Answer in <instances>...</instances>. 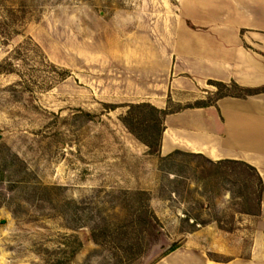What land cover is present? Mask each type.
I'll list each match as a JSON object with an SVG mask.
<instances>
[{"label": "rangeland", "instance_id": "374dc122", "mask_svg": "<svg viewBox=\"0 0 264 264\" xmlns=\"http://www.w3.org/2000/svg\"><path fill=\"white\" fill-rule=\"evenodd\" d=\"M179 1L0 0V264H155L174 245L248 255L261 208L257 170L163 156L162 113L123 92L144 50L156 56L140 67L146 73L170 67L177 14L213 43L264 34L224 24L235 14L264 23V12L238 0ZM149 34L168 40L143 42ZM191 41L185 30L179 44ZM160 51L168 58L158 60ZM217 91L185 103L169 95L157 108L198 107Z\"/></svg>", "mask_w": 264, "mask_h": 264}, {"label": "crops", "instance_id": "0c3cea01", "mask_svg": "<svg viewBox=\"0 0 264 264\" xmlns=\"http://www.w3.org/2000/svg\"><path fill=\"white\" fill-rule=\"evenodd\" d=\"M176 1L181 4L179 0ZM236 4L240 7L255 6L256 10L264 12V0H238ZM177 17L174 21L177 44L175 52L171 54L173 62H170V67L164 70L161 66L154 70L149 68L146 73L140 67L152 65L151 60L156 56L152 57L153 53L144 50L143 54L137 56L136 76L127 80L128 89L123 95L130 99L148 100L164 108L169 95H172V101L185 103L183 101L203 99V95L208 94L207 90L214 93L217 87H209L210 81L235 82L247 89H264L263 33L254 32L245 40L237 33L229 36L222 34L217 36L219 41L211 43V38L206 34L195 36L194 32L199 26L189 14L182 12ZM224 24L234 27L236 32L240 27L264 29L262 18L253 22L237 14L226 19ZM163 27H167V23ZM185 30L192 41L184 47L179 43H184ZM136 39L130 37L127 42L136 43ZM142 40L150 44L167 41L168 38L149 34ZM245 44H250L252 49ZM162 58L167 59L168 56L160 51L158 60ZM125 64L131 67L127 62ZM174 94L183 96V99L176 100ZM163 128V156L182 151L202 155L213 162L226 159L243 161L257 170L263 189L255 237L247 256L221 259L210 257L209 250L204 248L179 247L155 264H264V92L245 97H222L206 107L183 108L166 115Z\"/></svg>", "mask_w": 264, "mask_h": 264}, {"label": "trees", "instance_id": "16d2710c", "mask_svg": "<svg viewBox=\"0 0 264 264\" xmlns=\"http://www.w3.org/2000/svg\"><path fill=\"white\" fill-rule=\"evenodd\" d=\"M51 65H53L54 67L56 68H59L58 66H55V64L51 63ZM61 69V68H59ZM62 72L66 75V76H69L70 75V72L68 69H64L62 68L61 69ZM210 84L216 86L218 88V91H217V97L216 99H219V98H222V97H226V96H237V97H245L246 95H251V94H255V93H260V92H264V89H247V88H243V87H240L237 83L233 82V83H230V84H226V83H223V82H217V81H210ZM231 87H235V88H238L240 89L243 93L242 94H239V95H235V94H232V93H229V92H223L222 90L223 89H227V88H231ZM143 106V104H132L131 107H134V108H138L140 106ZM146 105V104H145ZM148 106L151 107V109L153 110H156V111H159L162 113V117L164 118L166 115L168 114H171V113H174L173 111H167V109H159L151 104H147ZM208 105H211V102L210 103H207V104H203V105H199L198 107H206ZM180 111V110H179ZM177 112V111H175ZM125 123L127 125L128 122L125 121ZM146 143L147 140H144ZM211 161V160H210ZM212 163L214 164H217V165H222V164H237V165H243L247 168H250L252 170H256L253 166L243 162V161H239V160H231V159H226V160H220L218 162H213L211 161ZM257 178H258V181H259V184H260V198H259V201H260V205H261V193H262V189H263V182H262V179L259 175V173H257ZM177 248L176 245H174L166 254H168L169 252L175 250ZM165 254V255H166Z\"/></svg>", "mask_w": 264, "mask_h": 264}]
</instances>
